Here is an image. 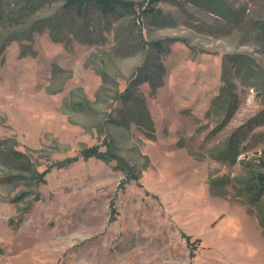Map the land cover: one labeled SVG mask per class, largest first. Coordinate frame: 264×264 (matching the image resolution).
Listing matches in <instances>:
<instances>
[{
  "label": "rangeland",
  "instance_id": "rangeland-1",
  "mask_svg": "<svg viewBox=\"0 0 264 264\" xmlns=\"http://www.w3.org/2000/svg\"><path fill=\"white\" fill-rule=\"evenodd\" d=\"M65 2L0 0V264H264V0Z\"/></svg>",
  "mask_w": 264,
  "mask_h": 264
},
{
  "label": "trees",
  "instance_id": "trees-1",
  "mask_svg": "<svg viewBox=\"0 0 264 264\" xmlns=\"http://www.w3.org/2000/svg\"><path fill=\"white\" fill-rule=\"evenodd\" d=\"M194 2H197L198 0H193ZM207 1L212 6H216L213 0H203ZM159 2H168V3H175L176 0H144L135 2L132 0H66L65 2V8L68 12H74L75 14L79 15L80 17H85L87 13H89L91 10L99 12L104 15H116V16H125V15H131L133 18L140 17L141 15H149V16H155L156 14H159V9L156 8L157 3ZM21 7L20 9H22ZM8 15H4L3 12H0V20L3 18H7ZM40 22H33L30 27H27L25 30L26 36L22 38H15V40H32V34L34 31L40 30L42 28V24L39 25ZM155 46V49L162 53L164 47L161 44H158V42L152 43ZM134 96L128 95V91L126 90L125 95L122 97L123 100L127 101H133ZM84 155L89 157H96L99 159L109 160L114 159L117 163V167L122 169L129 177L128 181L131 179L136 181L139 176L134 174V170L132 166H130L128 163H126L121 157H118L114 155L113 153L108 152H101L98 147H91L89 149H85L83 151ZM77 157H68L65 158L61 163L58 164V166H65L68 164H71L72 162L76 161ZM258 182H260L259 187L264 188V176L261 174H257ZM259 191V190H258Z\"/></svg>",
  "mask_w": 264,
  "mask_h": 264
}]
</instances>
